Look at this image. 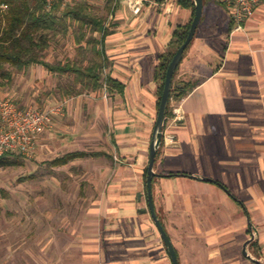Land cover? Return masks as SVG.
I'll return each mask as SVG.
<instances>
[{
	"label": "crops",
	"instance_id": "crops-1",
	"mask_svg": "<svg viewBox=\"0 0 264 264\" xmlns=\"http://www.w3.org/2000/svg\"><path fill=\"white\" fill-rule=\"evenodd\" d=\"M191 21L181 0H144L137 15L120 0L103 52L122 92L61 101L55 129L70 146L101 142L107 156L94 164L82 220L67 227L77 263L59 264H172L148 210L145 171L158 56ZM177 77L197 85L176 103L178 125L163 131L152 196L178 264H264V0L243 32L221 0H203Z\"/></svg>",
	"mask_w": 264,
	"mask_h": 264
},
{
	"label": "rangeland",
	"instance_id": "rangeland-1",
	"mask_svg": "<svg viewBox=\"0 0 264 264\" xmlns=\"http://www.w3.org/2000/svg\"><path fill=\"white\" fill-rule=\"evenodd\" d=\"M104 1L92 0V4L103 11ZM3 26L0 15V31ZM75 53L69 36L48 51L47 60L72 58ZM58 83L56 77L33 66L15 73L13 83L0 90V100L11 99L19 107L55 106L61 103L55 93ZM81 126L74 124L73 128ZM43 138L31 156H22L20 166L0 168V264H59L58 260L77 258L66 250L71 240L67 227L73 223L77 226L82 220L88 199L93 196L88 180L96 173L94 164L104 157L78 159L62 167L49 163L70 152L98 153L102 144L81 142L70 146L68 135L54 126Z\"/></svg>",
	"mask_w": 264,
	"mask_h": 264
},
{
	"label": "trees",
	"instance_id": "trees-1",
	"mask_svg": "<svg viewBox=\"0 0 264 264\" xmlns=\"http://www.w3.org/2000/svg\"><path fill=\"white\" fill-rule=\"evenodd\" d=\"M181 5L191 9L193 18L192 0H181ZM1 6H6V10L0 9L4 25L0 31V90L13 83L15 73L40 66L59 80L55 93L61 101L102 90L107 94L122 92L123 84L108 73L110 64L103 52L104 41L111 33L107 23L117 6L114 0H105L103 11L96 10L92 0H78L63 10L58 1L48 6L47 0H0ZM190 23L174 29L167 50L158 56L154 71L157 111L167 68L175 52L183 44ZM69 36L75 47V56L64 57L55 62L48 61V51ZM179 66L172 79L163 131L172 118L171 102L181 101L197 85L196 82L177 77ZM158 153L159 151L156 158ZM101 156L107 155L100 152H70L53 159L49 165L62 167L78 159H98ZM21 159L19 154H5L0 157V168L18 167L22 164ZM146 177L145 171V181Z\"/></svg>",
	"mask_w": 264,
	"mask_h": 264
},
{
	"label": "built area",
	"instance_id": "built-area-1",
	"mask_svg": "<svg viewBox=\"0 0 264 264\" xmlns=\"http://www.w3.org/2000/svg\"><path fill=\"white\" fill-rule=\"evenodd\" d=\"M56 1L60 3L61 10L78 2V0H47L48 6ZM119 1L114 0L116 4ZM126 1L134 14L140 13L144 0ZM221 2L228 9L233 30L237 32H243L245 22L254 16L260 4V0H221ZM0 9L4 11L6 6H1ZM176 103L171 102L170 123L173 126H177L182 119ZM62 115L63 103L39 108L32 105L19 107L11 99L0 100V157L5 154L31 156L39 145L40 137L52 128L54 119ZM165 140L167 141L168 137H165Z\"/></svg>",
	"mask_w": 264,
	"mask_h": 264
},
{
	"label": "water",
	"instance_id": "water-1",
	"mask_svg": "<svg viewBox=\"0 0 264 264\" xmlns=\"http://www.w3.org/2000/svg\"><path fill=\"white\" fill-rule=\"evenodd\" d=\"M192 2L194 4V16L190 23L187 36L183 44L175 52L172 60L169 63L167 71H166L164 88L160 96L157 116H156V120L154 123L152 135H151V140H150V145H149V158H148V165H147V170H146L147 172L146 197H147V203H148V210L152 217L154 225L157 228L160 234V237L167 249V252L171 259L172 264H178V259H177L175 249L155 213L153 196H152V182H153V179L158 176L154 172V165H155L157 152L159 151L162 145V142H163V137H164L163 125L165 121L166 110H167L168 103L170 100L173 75L177 67L179 66L180 62L182 61L185 51L187 50V48L189 47V45L191 44L194 38L195 32L197 30V27L199 25V22L201 20L202 13H203V0H192ZM253 236L254 234L252 235V239L247 244H249L253 240Z\"/></svg>",
	"mask_w": 264,
	"mask_h": 264
}]
</instances>
